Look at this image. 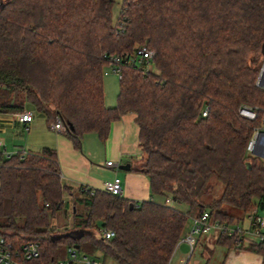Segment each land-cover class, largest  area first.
I'll use <instances>...</instances> for the list:
<instances>
[{
    "label": "trees",
    "instance_id": "trees-1",
    "mask_svg": "<svg viewBox=\"0 0 264 264\" xmlns=\"http://www.w3.org/2000/svg\"><path fill=\"white\" fill-rule=\"evenodd\" d=\"M114 4L0 0V113H22L27 103L50 124L59 118L80 152L84 135L105 143L111 124L132 112L142 153L136 171L151 195L132 202L83 186L74 193L48 148L0 154V236L16 249L40 245L39 257L24 264H51L60 249L76 246L116 264H170L191 217L208 212L232 224L240 219L230 210L248 216L264 207V162L245 154L261 113L254 122L239 116L242 107L264 108L255 84L264 0H123L113 24ZM143 46L153 52L152 72L127 61ZM110 57L122 58L113 108L103 94ZM214 182L221 195L208 199ZM66 195L70 230L86 232L79 240L66 236L71 231L54 234L50 223ZM108 230L110 240L100 233ZM216 244L264 260V243L219 236Z\"/></svg>",
    "mask_w": 264,
    "mask_h": 264
},
{
    "label": "crops",
    "instance_id": "crops-1",
    "mask_svg": "<svg viewBox=\"0 0 264 264\" xmlns=\"http://www.w3.org/2000/svg\"><path fill=\"white\" fill-rule=\"evenodd\" d=\"M105 106L111 108L109 105L105 104ZM27 111L34 113L33 121L27 129L16 120L19 113H0L3 156L26 155L48 148L56 152L62 182L69 186L72 192L76 193L80 186L101 190L105 182L118 178L121 180L123 199L132 202H144L150 199L149 180L136 171L142 153L138 147V128L132 112H127L119 121L111 124L109 137L105 143L100 142L94 134L84 135L82 149L79 152L74 150L65 135L50 129V123L42 113L26 103L23 112ZM108 161L119 162L118 167H107ZM153 200L158 204H170L169 198L153 197ZM68 208L67 206L65 212L69 210ZM180 210L185 212L186 208L180 207ZM192 218L188 221L183 237L190 231ZM99 224L101 227L100 222ZM217 238L215 233L201 236L190 256L178 248L174 251L170 264H264V260L259 255L218 246ZM85 255L98 264H105V258L99 252ZM98 255L103 259L102 263L99 262Z\"/></svg>",
    "mask_w": 264,
    "mask_h": 264
},
{
    "label": "built area",
    "instance_id": "built-area-1",
    "mask_svg": "<svg viewBox=\"0 0 264 264\" xmlns=\"http://www.w3.org/2000/svg\"><path fill=\"white\" fill-rule=\"evenodd\" d=\"M153 52L147 47L143 46L138 48L127 59L128 63L136 66L138 69L149 72L148 67L152 65ZM109 72L104 71L103 76L108 74H114L118 81L121 79L120 65L122 58L110 57L109 58ZM256 87L264 91V57L261 62L260 70L256 79ZM261 113V119L258 126L252 128V134L246 144L245 154L247 157L258 158L264 162V108L257 107L249 108L242 107L239 110V116L247 121L254 122L258 119V115ZM206 116V112L202 114ZM34 113L27 111L19 113L16 116V120L21 123L25 129L33 121ZM50 129L59 134H65L66 128L59 118H56L51 124ZM4 145L0 140V154ZM119 162L108 161L107 167L117 168ZM85 187V186H83ZM106 194L114 197H121L122 187L121 180L118 178L112 181L105 182L101 189ZM249 227L243 229L240 227V223H227L214 221L210 217L208 212L203 213L200 217H193L191 219V228L187 235H185L177 244L175 250L179 248V245L185 243L189 247V254H193L198 238L203 235L211 233L219 236H226L229 238H235L237 243H264V214H259L255 208L251 214L247 216ZM104 239L110 240L114 237L113 231H100ZM250 240L246 242V240ZM40 253V245L37 242L30 241L22 245L19 249L13 247V245L0 236V264H24L27 261L37 259ZM67 256L65 259H56L51 264H98L91 257L77 251L74 247L66 248Z\"/></svg>",
    "mask_w": 264,
    "mask_h": 264
},
{
    "label": "rangeland",
    "instance_id": "rangeland-1",
    "mask_svg": "<svg viewBox=\"0 0 264 264\" xmlns=\"http://www.w3.org/2000/svg\"><path fill=\"white\" fill-rule=\"evenodd\" d=\"M122 1L123 0H115V4H114L113 9H112V23L113 24H115L117 21ZM148 70H149V72L153 71L152 65H150L148 67ZM104 71L109 72V67H106L104 69ZM118 91H119L118 78L114 74H111V73L106 75V76H103V94H104V102L106 105H109V107H111V108L116 106ZM213 184L215 186V190H214V193L211 195V197H209L208 199H218L219 196L221 195V192L223 189L222 185L220 183H215V182ZM71 205H72V201L66 195L64 197L63 209H61L60 211H57L55 213L54 217L50 221L52 229H54L53 230L54 234L63 233L65 230L67 232L71 231L70 230L72 227V214H71L72 206ZM67 206L69 207L68 208L69 210L67 212H65L67 210ZM182 208H185V206H183ZM258 210H259L258 211L259 214H264V207L263 208L261 207ZM229 212L240 219V221H239L240 227H242L243 229H247L249 227V222H248L247 216L242 215L237 210H230ZM95 226L97 228H99L100 227L99 222H97L95 224ZM190 228H189V230H190ZM92 233L95 236H98V234H99L97 229H93ZM249 241H250L249 239L246 240V242H249ZM66 256H67L66 248L63 247L62 249H60L58 259H65ZM98 256H99L98 257L99 262L102 263L103 259L101 258L100 255H98ZM105 264H116V263L114 261H112L111 259L107 258V259H105Z\"/></svg>",
    "mask_w": 264,
    "mask_h": 264
},
{
    "label": "water",
    "instance_id": "water-1",
    "mask_svg": "<svg viewBox=\"0 0 264 264\" xmlns=\"http://www.w3.org/2000/svg\"><path fill=\"white\" fill-rule=\"evenodd\" d=\"M261 53L262 56L264 57V42L262 44V48H261ZM86 234V232L84 230H75V231H71L69 232L66 236L70 237L74 240H79L81 237H83ZM75 249H78V247L76 246ZM179 249L184 253V254H189V247L187 244L182 243L179 245Z\"/></svg>",
    "mask_w": 264,
    "mask_h": 264
}]
</instances>
